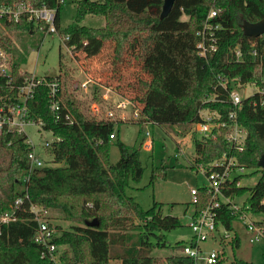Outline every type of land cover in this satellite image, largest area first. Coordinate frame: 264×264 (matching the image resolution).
<instances>
[{
    "label": "trees",
    "instance_id": "obj_1",
    "mask_svg": "<svg viewBox=\"0 0 264 264\" xmlns=\"http://www.w3.org/2000/svg\"><path fill=\"white\" fill-rule=\"evenodd\" d=\"M0 2L56 8V25L59 34L67 38L65 45L76 54H86L89 59L99 56L106 44H112L115 66L123 61L127 49L139 48V57L144 58L155 48L154 53L144 58L150 79L139 81L140 101L146 102L151 94H159L165 98V108L175 106L181 110L184 117L163 123L178 124L181 138H185L196 123L203 121L200 111H218L221 121H228L230 113H236L237 121L248 132L245 149L241 153L234 151L223 135L196 139L195 162L209 164L227 154L237 157L254 173L260 172L261 177L254 188L237 186L241 177L229 183L223 192L233 199L248 194L250 210L254 214H264V171L258 166L264 155V94L257 92L236 108L228 93L215 89L219 77L229 81L240 79L243 84L256 83L263 88L264 35L250 38L245 35L243 25L264 20V0H176L164 19H160L164 0H76L74 22L64 30H60L59 24L63 5L57 0ZM211 10L217 11L214 21L221 24L222 29L218 32L219 50L207 60L198 56L193 36ZM87 15L103 17L104 26H82ZM39 29L25 17L19 21L4 19L0 22V48L10 54L12 85H18L31 75L20 73L21 62L16 57L18 50L12 36ZM253 45L258 50V57L252 54ZM237 47L243 53L240 62L234 52ZM5 85L2 80L1 86L5 88ZM11 92L14 94L15 90ZM215 94L218 100H209ZM143 104L145 111L147 106ZM28 106L31 117L42 122L44 129L52 131L60 140L47 150L55 165L34 171L25 182L23 176L28 171L31 151L26 136L16 131L0 133V214L12 209L18 197L29 196L16 211L19 219L2 226L0 264H50L48 259L41 257V247L35 241L38 223L30 210L32 205L57 211L72 224L66 230L55 225L59 235L55 237L56 244L67 247L61 257L66 264H110L115 260L121 264H196L192 258L183 255L164 259L151 255L156 247L167 246L164 233L178 229L181 222L178 217L163 215V204L155 202L145 210L126 194L130 182H139L145 169L140 149L129 147L120 140L119 128L123 122L88 118L73 98L63 99L60 111L55 114L46 86L36 90ZM151 115L149 112L148 118L154 125H161ZM111 135L115 139H111ZM113 140L120 151L115 164H111L109 155ZM165 149L164 144L154 146L151 184L156 177L177 166L176 161L167 162ZM199 191L200 202L194 207V214L204 210L210 199L203 189ZM230 205L223 204L217 210L218 229L233 230L237 215ZM93 220H97L98 225L87 226ZM258 225L264 230V224ZM153 238L155 242H152ZM229 243L232 248L239 247V236L234 234ZM183 245L181 242L176 246ZM226 256L227 253L222 251L217 264H254L236 257L228 263Z\"/></svg>",
    "mask_w": 264,
    "mask_h": 264
},
{
    "label": "rangeland",
    "instance_id": "obj_2",
    "mask_svg": "<svg viewBox=\"0 0 264 264\" xmlns=\"http://www.w3.org/2000/svg\"><path fill=\"white\" fill-rule=\"evenodd\" d=\"M76 6V0H67L63 5L59 15L60 30L66 29L74 22ZM104 24L105 19L95 15H87L81 22L82 26L93 28L103 27ZM12 38L18 50L16 57L21 62V71L40 77H59L63 83V99H75L88 118H92L93 109L97 106L101 109L102 117L106 116L107 112L112 111L115 114V119L118 122H123L119 128L120 140L129 147L140 149L141 161L145 169L139 182H130L126 188V194L145 210L150 209L155 202L163 204V215L178 217L181 222V227L178 229L164 233L167 246L164 248L156 247L151 255L161 259L173 255H182L181 247L176 245L181 242L190 243L194 237L190 227L195 207L191 190L203 189L208 185V179L203 171L195 168V164L192 163L196 155L191 153L189 155V151L194 152L193 146L188 145L190 146L188 148L185 144L191 161L181 155L178 158L175 157L178 153L177 144L185 143L187 137H192L194 127L185 138H181L178 124L163 123L182 118L184 113L175 106L165 108V98L159 94H151L146 102L140 101L139 81L150 79L144 58L146 59L154 53L155 48H152L144 58L139 57V48L127 49L123 61L115 66L112 62V44H106L99 56L89 59L86 54H76L74 51L71 53L63 42L62 36L58 33H44L40 30L32 33L20 32L13 34ZM88 79H91L92 82L84 87L83 85ZM108 86L114 87V90L106 100L103 94L105 87ZM255 91L254 87H248L246 92H242V95L248 97ZM123 102L127 103L126 108L120 106ZM143 103H146L147 106L145 111H143L145 109ZM139 106H141V118L136 120L132 116ZM149 112L152 113L153 120H159L161 125L146 127L141 122L142 118L150 120L148 118ZM122 118H126L125 121ZM147 131L152 133L153 148L151 151L144 147ZM26 132L36 144L39 143V138L34 135V128L28 126ZM45 136L50 138L49 134H45ZM196 137L200 138V134L196 133ZM156 143L165 145V159L168 163L176 161L177 166L167 170L165 175L156 177L151 184ZM37 150L41 151L45 159L52 160V156L44 154L39 147ZM109 155L111 164L118 162L120 151L114 140ZM189 162L192 163L193 168ZM260 177V172L254 173V170L247 168L239 181L240 186L254 188ZM247 198L248 194L234 200L242 204L244 201H248ZM47 212L48 217L56 226H61L66 230L72 225L65 221L59 212L54 210H47ZM254 219H258V217ZM220 231L222 232V228ZM230 233L233 236L234 234L239 236V247L232 248L229 243L232 238L230 240L223 239L225 244L219 239L211 238L201 244L203 254L206 255L212 250H222L227 253L228 263L236 257L254 264H264V239L259 243H250V234L246 230L244 222L239 220L233 223V230ZM152 242H155V238ZM66 248L63 247L64 250ZM110 264H121V262L115 260L111 261ZM200 264L206 263L201 262Z\"/></svg>",
    "mask_w": 264,
    "mask_h": 264
},
{
    "label": "built area",
    "instance_id": "obj_3",
    "mask_svg": "<svg viewBox=\"0 0 264 264\" xmlns=\"http://www.w3.org/2000/svg\"><path fill=\"white\" fill-rule=\"evenodd\" d=\"M59 4L64 5L67 0H57ZM218 16L217 11L211 10L208 14L201 29L193 36V42L196 45L197 54L201 58L209 59L219 50V36L218 32L221 31V24L214 21ZM25 17L28 21L35 23L40 27V31L44 33H58L56 25L57 9L48 8L46 6L41 8H33L31 5L14 4L7 5L0 2V22L6 19L8 22L19 21ZM32 33V32H31ZM67 38L62 40L65 43ZM70 49V48H69ZM73 51L70 49V52ZM254 57H258V50L255 45L251 48ZM235 57L237 62L243 60V53L240 48L235 49ZM72 53V52H71ZM0 133L4 130L16 131L19 134L26 136V143L31 148L28 154L29 167L26 174L23 176V181L30 180L32 173L38 169L46 166H54V158L52 154V160L45 159L41 151L37 150L39 147L44 154L48 155V148L60 139L56 137L52 131L44 129L42 122L35 121L30 114L28 103L34 98L36 90L39 87L46 86L48 88V95L50 99L51 109L55 114H58L63 102V83L59 77L49 79L47 77H40L36 74H32L29 77L24 78L16 87L12 85L14 78L12 74V66L10 64V54L0 48ZM20 73H23L21 71ZM5 82V88L1 86V81ZM135 81V80H134ZM92 82L91 79L85 82L83 85L87 87ZM248 87H254L256 89L250 96H254L257 92L264 94V86L260 88L256 83L243 84L240 79L228 80L225 78H218L217 90L222 89L229 94L231 104L239 108L244 99L242 92H246ZM15 90L14 94L11 92ZM114 87H105L103 94L104 99L110 97ZM217 95H213L209 100L217 101ZM122 108L127 107V103L120 104ZM140 107L135 109L133 118L138 120L141 118ZM203 121L194 125V131L192 137H187L185 143L177 144L178 153L176 158L180 155L187 158L188 161L192 160L189 155H196L195 140L196 139H210L223 135L227 143L231 145L232 149L238 153H241L245 149L248 132L237 121L236 113L232 112L229 115L228 121H221V115L218 111L204 110L199 112ZM92 118L100 120L102 118L114 120L115 114L112 111L106 113V116H101V109L97 106L93 109ZM126 118H122L125 121ZM141 122L144 125L151 126L154 123L151 120L142 118ZM31 126L35 129L34 135L39 138V143L36 144L27 134L26 127ZM224 131V132H223ZM196 133L200 134V138L196 137ZM45 134H49L50 138H47ZM147 140L145 142V149L151 151L153 148L152 133L146 132ZM111 139H115L114 135H111ZM184 144V145H183ZM193 146L194 152L187 151V147ZM190 145V146H188ZM191 153V154H190ZM196 158V156H195ZM195 158L193 162L195 168H199L203 171L208 179V185L203 188L206 194L209 196V202L204 210L199 213L193 212L190 222V227L194 233L193 239L190 243L184 244L181 247L182 255L188 258H192L196 264L205 262L206 264H217L222 250H212L206 255L203 254L201 244L209 239H219L220 242L223 239L230 240L232 234L224 227L222 232L217 227V210L220 209L223 204L230 203V208L237 215V220L243 221L245 228L250 234L251 243H259L264 239V230L258 225L264 224V214H254L249 205L244 201L242 204L237 203L232 197L224 195V188L236 179L241 178L245 174L247 169L243 166L239 159L235 156H229L224 154L221 158L209 163V164H196ZM189 162L190 166H193ZM240 181V180H239ZM237 181V186H240ZM199 189H192L191 195L193 197V204L196 206L200 202ZM26 197H18L12 209L7 210L0 214V234L3 225H7L11 222H16L19 217L16 211L20 210ZM264 204V201H263ZM31 212L33 213L34 220L38 223V231L36 236V243L41 247V257L48 259L50 264H66L62 261L63 246H58L55 242V237L59 236L55 230V224L48 217V212L45 209L39 208L37 205L31 206ZM258 217V219H254Z\"/></svg>",
    "mask_w": 264,
    "mask_h": 264
},
{
    "label": "water",
    "instance_id": "obj_4",
    "mask_svg": "<svg viewBox=\"0 0 264 264\" xmlns=\"http://www.w3.org/2000/svg\"><path fill=\"white\" fill-rule=\"evenodd\" d=\"M176 0H164L162 13L160 19H164L171 12ZM243 31L246 36L250 38H258L264 35V20L257 23L245 22L243 25ZM258 166L264 171V155L259 159ZM98 225L97 220H93L87 223V226L95 227Z\"/></svg>",
    "mask_w": 264,
    "mask_h": 264
},
{
    "label": "crops",
    "instance_id": "obj_5",
    "mask_svg": "<svg viewBox=\"0 0 264 264\" xmlns=\"http://www.w3.org/2000/svg\"><path fill=\"white\" fill-rule=\"evenodd\" d=\"M250 240V239H249ZM251 243V242H250Z\"/></svg>",
    "mask_w": 264,
    "mask_h": 264
}]
</instances>
